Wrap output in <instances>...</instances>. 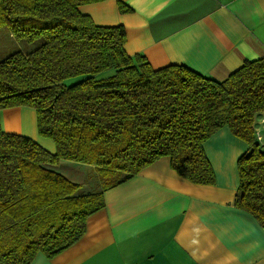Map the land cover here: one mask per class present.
Here are the masks:
<instances>
[{
	"label": "trees",
	"instance_id": "1",
	"mask_svg": "<svg viewBox=\"0 0 264 264\" xmlns=\"http://www.w3.org/2000/svg\"><path fill=\"white\" fill-rule=\"evenodd\" d=\"M101 1L0 0V29L14 39L0 51L7 55L0 61V109L34 108L39 134L57 147L51 152L0 129V264L63 253L104 207L107 189L161 157L189 181L214 184L204 145L225 126L250 147L238 160L235 203L264 227V144L256 135L264 57L223 81L184 65L155 69L127 52L124 25H98L80 9ZM119 9L132 11L121 1ZM38 40L28 52L16 48ZM79 76L85 78L67 84ZM62 160L95 166L101 190L85 191L52 168Z\"/></svg>",
	"mask_w": 264,
	"mask_h": 264
},
{
	"label": "crops",
	"instance_id": "2",
	"mask_svg": "<svg viewBox=\"0 0 264 264\" xmlns=\"http://www.w3.org/2000/svg\"><path fill=\"white\" fill-rule=\"evenodd\" d=\"M119 1L132 11L122 13ZM80 9L98 25H124L127 52L155 69L184 65L223 81L264 57V0H103ZM9 44L0 37V51ZM0 129L57 149L39 134L34 108L0 109ZM204 148L214 184L189 181L161 157L104 192V207L77 243L54 258L39 253L31 264H264V227L235 203L238 160L249 145L225 126Z\"/></svg>",
	"mask_w": 264,
	"mask_h": 264
},
{
	"label": "rangeland",
	"instance_id": "3",
	"mask_svg": "<svg viewBox=\"0 0 264 264\" xmlns=\"http://www.w3.org/2000/svg\"><path fill=\"white\" fill-rule=\"evenodd\" d=\"M9 33L6 29V27H2L0 29V37L5 42L14 43L12 39L8 37ZM16 41V40H15ZM40 43V40L36 41L35 43H27L25 41H22L20 43H16V48H21L22 50L28 52L32 50L35 46H37ZM15 47V44H14ZM7 54V53H6ZM7 55L4 53L2 54L0 52V61L5 58ZM114 71H109L108 73H113ZM107 75V74H106ZM85 76H79L76 78L70 79V81L67 82V84H75L79 81H81ZM72 163V162H71ZM74 164H70V161L62 160L60 164L52 166L53 169L63 173L68 178L72 180H79V182H82L84 190L90 191V192H98L101 190V177L98 172L95 171L94 168L91 166H82L84 164L77 165L78 163L73 162ZM105 180H115V177L112 176H105Z\"/></svg>",
	"mask_w": 264,
	"mask_h": 264
},
{
	"label": "built area",
	"instance_id": "4",
	"mask_svg": "<svg viewBox=\"0 0 264 264\" xmlns=\"http://www.w3.org/2000/svg\"><path fill=\"white\" fill-rule=\"evenodd\" d=\"M256 135L258 140L264 144V115L258 120V127L256 129Z\"/></svg>",
	"mask_w": 264,
	"mask_h": 264
}]
</instances>
